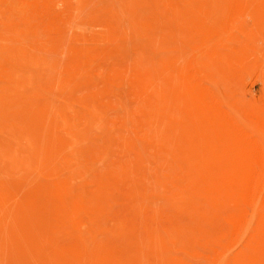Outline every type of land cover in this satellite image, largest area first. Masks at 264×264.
Returning a JSON list of instances; mask_svg holds the SVG:
<instances>
[{"label": "rangeland", "instance_id": "rangeland-1", "mask_svg": "<svg viewBox=\"0 0 264 264\" xmlns=\"http://www.w3.org/2000/svg\"><path fill=\"white\" fill-rule=\"evenodd\" d=\"M246 139L264 0H0V264H264Z\"/></svg>", "mask_w": 264, "mask_h": 264}, {"label": "bare ground", "instance_id": "bare-ground-1", "mask_svg": "<svg viewBox=\"0 0 264 264\" xmlns=\"http://www.w3.org/2000/svg\"><path fill=\"white\" fill-rule=\"evenodd\" d=\"M45 1V0H44ZM231 8V7H230ZM227 18V17H226ZM8 84V83H7ZM5 98V97H4ZM218 106V105H217ZM214 110V109H213ZM220 110V109H219ZM217 116V118H215V119H218V114L216 115ZM227 116V115H226ZM229 117V116H228ZM232 118V117H231ZM223 120V119H222ZM222 120H220V121H222ZM225 120V119H224ZM209 121V120H208ZM231 121V120H230ZM205 122V121H204ZM212 123V125H215L216 126V124L217 123H214L213 124V122H214V120L213 121H209V123ZM223 123H224V121H223ZM207 124V125H206ZM220 124V123H219ZM225 124V123H224ZM204 126L206 125V126H208V125H210V129H211V124H208V122H206L205 124H203ZM223 125V124H222ZM221 125V126H222ZM205 126V127H206ZM215 126H213V129L214 128H216ZM220 126V125H219ZM224 126V125H223ZM223 126H222V128H223ZM228 126V125H227ZM230 127V126H229ZM227 128V127H226ZM226 128H224V129H226ZM236 128V127H235ZM209 129V128H208ZM213 129H211V130H213ZM217 129H219V128H217ZM217 129H214V131L215 130H217ZM220 129H221V127H220ZM228 129V128H227ZM231 129V128H230ZM233 130V129H232ZM223 131H225V130H223ZM226 131H228V132H226ZM225 131V136H228L227 134L229 133L230 134V132H229V130H226ZM215 133V132H214ZM224 133V132H223ZM227 133V134H226ZM213 134V133H212ZM233 134V133H232ZM235 134V133H234ZM217 136H218V134H216ZM215 135V136H216ZM215 139H217V138H215ZM240 139V138H239ZM217 140H219V139H217ZM222 140V139H221ZM238 141V140H237ZM242 141V140H241ZM221 142H223V141H221ZM243 142V141H242ZM217 143V142H216ZM220 143V142H219ZM245 143H246V146H248V150H249V152H250V158H251V160H252V168H251V182H253L252 183V186H250V187H252V192L254 193V195H255V197L253 198L252 197V204L253 205H251V206H258L257 208H255V209H257V211L258 212H261V211H263L264 212V146L262 145V143L261 142H258V141H254V142H251L250 141V139H246V141H245ZM236 144V143H235ZM234 144V145H235ZM240 145H242L241 143H240ZM221 146V145H220ZM75 147V146H74ZM237 147H238V145H237ZM240 148V147H239ZM243 148V147H242ZM242 151V150H241ZM243 151H245V150H243ZM248 151H246V152H243V154L244 153H247ZM63 153H64V151H63ZM248 155V154H247ZM244 156H245V154H244ZM246 157V156H245ZM245 157H243L244 158V161L243 162H246L245 160L246 159H248L249 160V158H245ZM235 158V157H234ZM242 163V162H241ZM247 163H248V161L245 163L246 165H247ZM244 164V165H245ZM250 164V163H249ZM243 165V164H242ZM250 168V167H249ZM241 172H243V171H241ZM240 173V172H239ZM241 174V173H240ZM239 174V175H240ZM242 176V175H241ZM243 177V176H242ZM248 177V176H247ZM250 177V176H249ZM249 177H248V179H249ZM243 179H244V177H243ZM246 180V179H245ZM259 181H262V182H260L259 183ZM246 183H247V181H246ZM247 185H250V184H247ZM246 185V186H247ZM245 186V187H246ZM248 188V187H247ZM245 193V192H244ZM247 197V196H246ZM245 197V198H246ZM250 198H251V194H250V196H249ZM248 197V199H250ZM250 202H251V199L249 200ZM248 201V202H249ZM247 202V201H246ZM245 202V203H246ZM245 205V204H244ZM247 206H248V204H247ZM244 209H245V207H243ZM249 208H251L250 207V203H249ZM248 208V209H249ZM245 210H247V209H245ZM251 210H252V208H251ZM255 211V210H254ZM263 212H261V214L263 213ZM245 213V212H244ZM252 213V212H251ZM254 213V212H253ZM260 215V214H259ZM264 215V214H263ZM241 216V215H240ZM240 216H239V218H240ZM246 217H248V216H246ZM249 217H252V214H251V216H249ZM249 217H248V219H249ZM264 217L262 216V219H263ZM248 219H245L244 218V220H246V222H247V220ZM238 220V219H237ZM241 220H243V219H241ZM244 220H243V223H244ZM239 221H240V219H239ZM238 221V222H239ZM264 221V220H263ZM237 222V223H238ZM241 222V221H240ZM240 222H239V224H240ZM252 222V221H251ZM261 222V221H260ZM250 223V222H249ZM245 224V223H244ZM237 225V224H236ZM262 226V225H261ZM260 226V227H261ZM248 227V226H247ZM251 227V226H250ZM248 229V228H247ZM258 229H260V228H258ZM264 230V229H263ZM244 232V231H243ZM238 233V232H237ZM245 235V234H244ZM243 235V236H244ZM258 235V234H257ZM263 235H264V233H263ZM247 236V235H246ZM258 237V236H257ZM245 239V238H244ZM258 239H261L260 237H258ZM257 239V240H258ZM256 241V240H255ZM258 241H260V242H258ZM257 241V243L258 244H260L262 241L261 240H258ZM255 244V242L253 241V246H256V245H254ZM263 244V243H262ZM252 245V244H251ZM261 245V244H260ZM241 246V245H240ZM253 246H251L252 248H254ZM258 246V245H257ZM264 247V246H263ZM252 248H251V253H252ZM256 249V248H255ZM254 249V250H255ZM258 249H262V246L261 247H258ZM216 250V249H215ZM250 250V249H249ZM247 251V250H246ZM256 251V250H255ZM217 252V251H216ZM241 252V251H240ZM264 252V251H263ZM241 254V253H240ZM253 254V253H252ZM261 254H263L262 253V251H261V253H260V257H262L263 256V258H264V255H261ZM254 255L255 256H257V254H256V252H254ZM250 259H252L251 257H250ZM243 260V259H242ZM262 260V259H261ZM252 261H254V259L252 260ZM251 261V262H252ZM257 261V260H256ZM218 262V261H217ZM255 262V261H254ZM257 263H258V261H257ZM262 263H264L263 261H262Z\"/></svg>", "mask_w": 264, "mask_h": 264}]
</instances>
